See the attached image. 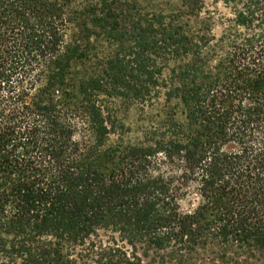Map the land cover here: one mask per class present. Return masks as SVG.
I'll return each mask as SVG.
<instances>
[{
    "label": "trees",
    "instance_id": "obj_1",
    "mask_svg": "<svg viewBox=\"0 0 264 264\" xmlns=\"http://www.w3.org/2000/svg\"><path fill=\"white\" fill-rule=\"evenodd\" d=\"M262 259L264 0H0V264Z\"/></svg>",
    "mask_w": 264,
    "mask_h": 264
},
{
    "label": "rangeland",
    "instance_id": "obj_2",
    "mask_svg": "<svg viewBox=\"0 0 264 264\" xmlns=\"http://www.w3.org/2000/svg\"><path fill=\"white\" fill-rule=\"evenodd\" d=\"M120 119L125 121L128 126L131 127V134L129 135L130 137L136 135L139 126L141 125V118L139 117L138 110L136 109L135 106L132 107H123L121 108L120 112ZM198 203V197L195 194L190 195L188 198H185L182 200V206L185 210L190 209L191 206H196ZM200 264V263H199ZM257 264H264V259H262L260 262Z\"/></svg>",
    "mask_w": 264,
    "mask_h": 264
}]
</instances>
